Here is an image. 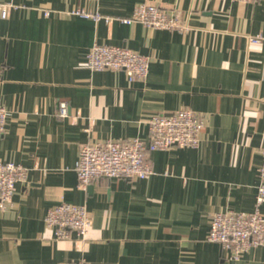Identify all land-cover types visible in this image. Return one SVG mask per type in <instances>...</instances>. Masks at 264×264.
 <instances>
[{
	"label": "crops",
	"instance_id": "0c3cea01",
	"mask_svg": "<svg viewBox=\"0 0 264 264\" xmlns=\"http://www.w3.org/2000/svg\"><path fill=\"white\" fill-rule=\"evenodd\" d=\"M0 105L7 109L0 160L27 169L0 211V264H264V245L239 258L207 240L212 212H251L264 146V0H0ZM150 3L179 12L189 30L124 24ZM113 17L111 23L68 14ZM50 11L45 16V11ZM261 35L260 43L249 37ZM149 57L145 79L92 71L93 43ZM67 114H59V103ZM201 114L196 148L147 153V179L101 178L78 186L84 143L140 138L148 120ZM84 204L85 238L58 240L44 223L61 202ZM264 215V201L259 206Z\"/></svg>",
	"mask_w": 264,
	"mask_h": 264
},
{
	"label": "built area",
	"instance_id": "2783aa9c",
	"mask_svg": "<svg viewBox=\"0 0 264 264\" xmlns=\"http://www.w3.org/2000/svg\"><path fill=\"white\" fill-rule=\"evenodd\" d=\"M252 2L257 0H238ZM11 3L0 2V20L8 16ZM50 11L44 15L49 16ZM68 14L98 21L103 19L111 23L113 17L102 16L98 12H88L77 8ZM124 24L142 23L153 29H168L179 32L189 30L187 22L179 12L159 7L150 3L136 5L129 17L119 19ZM261 35L251 36L252 43H260ZM85 61L92 71H123L129 82L145 79L149 70V57L129 48L93 43L85 55ZM59 114H67V104L59 103ZM7 109L0 105V137L5 130ZM203 119L200 113L190 108H180L171 114H154L148 120V138L145 142L140 138L124 141L105 140L88 142L79 147L74 170L78 186L87 187L101 178H124L127 180L147 179L152 174L147 153L154 150L172 148H196L200 144V133ZM262 164L258 170L259 183L255 197V208L251 212L224 211L210 214L207 240L220 244L230 252L231 259L253 247L264 245V215L259 206L264 201V146L261 148ZM27 169L12 161L0 160V211H4L12 202L16 184L24 182ZM44 223L54 231L58 240L69 239L74 232L85 238L91 227V218L84 204L61 201L50 207ZM60 264H89L85 260L68 261Z\"/></svg>",
	"mask_w": 264,
	"mask_h": 264
}]
</instances>
